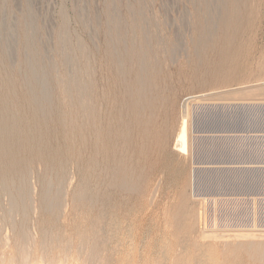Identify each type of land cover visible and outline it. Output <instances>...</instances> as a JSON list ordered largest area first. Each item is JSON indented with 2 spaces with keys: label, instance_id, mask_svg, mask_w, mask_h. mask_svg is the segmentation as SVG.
Returning a JSON list of instances; mask_svg holds the SVG:
<instances>
[{
  "label": "rangeland",
  "instance_id": "rangeland-1",
  "mask_svg": "<svg viewBox=\"0 0 264 264\" xmlns=\"http://www.w3.org/2000/svg\"><path fill=\"white\" fill-rule=\"evenodd\" d=\"M251 175L264 0H0V264H264L199 220Z\"/></svg>",
  "mask_w": 264,
  "mask_h": 264
},
{
  "label": "built area",
  "instance_id": "built-area-1",
  "mask_svg": "<svg viewBox=\"0 0 264 264\" xmlns=\"http://www.w3.org/2000/svg\"><path fill=\"white\" fill-rule=\"evenodd\" d=\"M250 177L239 190L228 188L221 199L204 203L199 213L201 227L224 234L264 233V175Z\"/></svg>",
  "mask_w": 264,
  "mask_h": 264
},
{
  "label": "bare ground",
  "instance_id": "bare-ground-1",
  "mask_svg": "<svg viewBox=\"0 0 264 264\" xmlns=\"http://www.w3.org/2000/svg\"><path fill=\"white\" fill-rule=\"evenodd\" d=\"M184 126V125H183ZM182 126V127H183ZM186 127V126H185ZM184 128V127H183ZM187 133V132H186ZM178 143H180L183 147L185 146V143H186V135H185V132L184 131H181L180 133H179V136H178ZM179 146V145H178ZM223 235L224 234H222V236L220 235L219 237L221 238V237H223ZM227 235V234H226ZM234 236H233V238L232 239H229V241L230 240H233L234 238L235 239H239V240H241V239H243V241H244V239L246 240L247 238H254V236H256V234L255 233H253V232H242V233H238V234H233ZM257 235H259V234H257ZM225 236V235H224ZM204 239H207V238H213V239H215V241H217V240H219V237L217 236V234H214V233H208V234H206V235H204V236H202ZM216 237H217V239H216ZM228 237H230L229 236V234H228ZM259 237H263V238H259V239H261V242H259L260 244L262 243V241L264 240V233L263 234H260L259 235ZM225 238V237H224ZM213 239H210V240H213ZM222 239V238H221ZM220 239V240H221ZM227 239L228 238H226V240H224V241H227ZM259 239L257 240V242L259 241ZM249 240V239H248ZM254 240V239H253ZM214 241V240H213ZM247 241V240H246ZM256 241V240H255ZM221 242H223V241H221ZM234 242V241H233ZM236 242V241H235ZM237 242H239L238 240H237ZM241 242V241H240ZM249 242H250V245H252V242H251V240H249ZM248 242V243H249ZM264 242V241H263ZM229 244V243H228ZM259 244V245H260ZM264 244V243H263ZM227 245V244H226ZM250 245H248V246H250ZM20 246V245H19ZM262 247V246H261ZM22 250V249H21ZM20 250V251H21ZM27 250V249H26ZM43 250V249H42ZM249 250V249H248ZM262 251H264V250H262ZM43 252V251H42ZM30 253V252H29ZM22 254H23V252H22ZM21 254V255H22ZM42 254V253H41ZM262 254H263V252H262ZM261 254V255H262ZM24 255H25V253H24ZM45 255V254H44ZM23 256V255H22ZM28 255H26L25 257H27ZM24 257V258H25ZM29 257V256H28ZM261 257V256H260ZM262 257H263V255H262ZM24 258H23V260H24ZM22 259V258H21ZM25 259H27V258H25ZM260 260V259H259ZM262 260V259H261ZM2 263V262H1Z\"/></svg>",
  "mask_w": 264,
  "mask_h": 264
}]
</instances>
